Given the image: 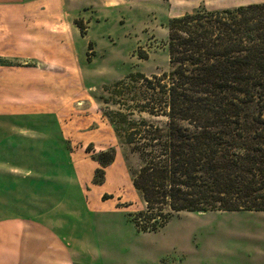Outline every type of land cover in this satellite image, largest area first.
<instances>
[{
  "label": "rangeland",
  "instance_id": "1",
  "mask_svg": "<svg viewBox=\"0 0 264 264\" xmlns=\"http://www.w3.org/2000/svg\"><path fill=\"white\" fill-rule=\"evenodd\" d=\"M18 1L0 0V159L50 177L36 195L60 236L92 243L104 256L95 264H264V212H181L145 233L130 221L144 202L132 185L139 162L125 133L142 120L159 127L167 120L140 110L143 95L134 88H145L127 77L167 73L168 20L206 7L192 0ZM35 69H50L51 81L35 85ZM118 81L127 84L116 89ZM34 89L52 99L47 113L20 103L26 96L17 91ZM22 130L42 140L14 136Z\"/></svg>",
  "mask_w": 264,
  "mask_h": 264
},
{
  "label": "trees",
  "instance_id": "2",
  "mask_svg": "<svg viewBox=\"0 0 264 264\" xmlns=\"http://www.w3.org/2000/svg\"><path fill=\"white\" fill-rule=\"evenodd\" d=\"M166 29L170 70L127 77L145 88L140 110L167 120L125 133L144 202L130 221L145 233L181 212H264V2L197 9Z\"/></svg>",
  "mask_w": 264,
  "mask_h": 264
},
{
  "label": "crops",
  "instance_id": "3",
  "mask_svg": "<svg viewBox=\"0 0 264 264\" xmlns=\"http://www.w3.org/2000/svg\"><path fill=\"white\" fill-rule=\"evenodd\" d=\"M192 1L195 4L204 5L209 10L235 8L251 3L249 0ZM18 2L22 6L30 4L41 5L37 2H29L27 4L25 0H19ZM57 6H64V3H60ZM22 16V21L24 22L26 17L25 15ZM60 17L62 18V15ZM25 22L21 25L23 29H25ZM48 64L49 68H51V63L48 62ZM24 70H27V68H24ZM48 70L35 69L34 71H37V74L32 73V76L29 73V76H32L33 82H36L35 85L48 84L51 81L49 77L52 75L50 69ZM24 80L29 82L28 80L30 79ZM26 92L25 90L23 92L17 91L18 95L23 93L26 96V101H29V103H26L23 98L20 99L19 101H23L20 102L22 105L39 107L35 109L36 112L47 113L50 110L47 104L52 105L53 103L47 92L43 94L42 90L39 89H34L29 93ZM32 96L35 98L33 97L30 100L29 97ZM10 99H12V96H10ZM50 108L52 107L50 106ZM16 133L14 136H24L27 141L42 140V137L35 135L36 130H22L16 131ZM37 133L41 135L44 132L38 131ZM10 134L11 132H9ZM19 140L22 139L19 138ZM3 143L4 141L2 140L0 144L3 145ZM32 165L36 166L35 161H33ZM32 169L33 171H22L17 168H10L0 159V264H78V261H82L81 264H85L86 262L83 258L86 255V259L90 261L86 264L102 262L104 259L102 252L96 248H91L92 243L67 240L66 237H62L58 233L57 222L52 220V218L47 219L45 217V214H48L46 212L48 209L42 207V201L36 195V189L40 190L42 187L41 183H47L50 177L46 173L36 174V170H40V168L36 169L34 167Z\"/></svg>",
  "mask_w": 264,
  "mask_h": 264
}]
</instances>
